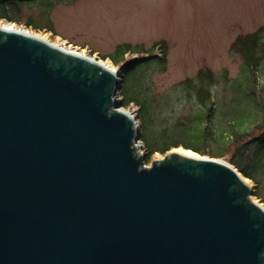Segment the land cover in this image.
Wrapping results in <instances>:
<instances>
[{"label": "water", "instance_id": "obj_1", "mask_svg": "<svg viewBox=\"0 0 264 264\" xmlns=\"http://www.w3.org/2000/svg\"><path fill=\"white\" fill-rule=\"evenodd\" d=\"M121 74L0 28V264H264L255 186L182 147L147 168Z\"/></svg>", "mask_w": 264, "mask_h": 264}, {"label": "rangeland", "instance_id": "obj_2", "mask_svg": "<svg viewBox=\"0 0 264 264\" xmlns=\"http://www.w3.org/2000/svg\"><path fill=\"white\" fill-rule=\"evenodd\" d=\"M47 2H50L48 6L22 7L17 11L19 19L45 25L46 30L27 29L44 33L53 43L71 45L84 51L88 57L107 56L119 45L139 46L147 52L155 47L153 54L161 57L164 48V65L141 67L128 84L131 90L142 91L155 103L157 111L151 134L156 135L162 127L174 125L197 113L200 106L196 97L197 88L186 82L196 79L200 72H210L215 76L212 90L218 120L226 114L238 115L236 111L246 107L239 102L237 95L238 85L245 82V61L232 50V46L238 38L264 28V0ZM95 61L98 62V59ZM107 62L111 64L109 60ZM123 79L122 70L119 77L121 84ZM259 81L264 82V65ZM115 100L121 102V96L118 94ZM122 110L134 116L137 114L133 104L122 107ZM261 127L264 129V119ZM257 128L253 129L254 136L259 133ZM139 147L138 153L146 155L141 141ZM172 149L165 154L156 152L150 155L145 166L151 168L159 157L165 158ZM221 160L230 163L229 156ZM249 182L255 186V199L264 206V180L260 185L251 180Z\"/></svg>", "mask_w": 264, "mask_h": 264}, {"label": "trees", "instance_id": "obj_3", "mask_svg": "<svg viewBox=\"0 0 264 264\" xmlns=\"http://www.w3.org/2000/svg\"><path fill=\"white\" fill-rule=\"evenodd\" d=\"M47 1L0 0V20L35 31L46 30L45 25L32 20L21 21L17 11L24 6H48L50 2ZM154 49L147 52L139 46L119 45L112 54L100 58L108 59L112 65L123 70L124 79L118 94L124 108L132 104L137 108V124L140 141L146 150V163L150 155L156 152L165 154L177 147L214 159L229 156L230 164L243 177L260 185L264 180V129L261 127L264 119V82L259 81L264 65V28L238 38L232 46V50L244 59L246 72L245 82L237 87L239 102L246 107L238 109V115L226 114L221 120L217 119L218 110L212 90L215 76L210 72H200L196 79L186 82L197 88L196 97L200 105L197 113L174 125L162 127L156 135L150 133L157 111L154 101L145 97L142 91L131 90L128 85L141 67L164 65L166 51L162 48V56L159 57L153 54ZM127 55L129 57L125 58ZM254 128L259 131L256 136L253 135ZM257 196L260 197L259 194Z\"/></svg>", "mask_w": 264, "mask_h": 264}, {"label": "bare ground", "instance_id": "obj_4", "mask_svg": "<svg viewBox=\"0 0 264 264\" xmlns=\"http://www.w3.org/2000/svg\"><path fill=\"white\" fill-rule=\"evenodd\" d=\"M0 28L7 30L9 32H15V33H20L22 35H26V36H31L33 38H35L38 41L43 42L44 44H46L50 49L56 50L59 53H62L64 55H67L69 57H73V58H77L80 60H85L87 62H96L94 57H88L84 51H79L77 48L72 47L71 45H67L63 42H57V43H53L51 42L48 37L44 34V33H36L34 31H31L29 29H25L23 27H17L14 25H8L4 22H0ZM97 64H99L101 66V68H110L113 70V68H111V64L109 62H107L106 60L104 61H98L96 62ZM129 121H131V117L128 116ZM175 152H181L180 150H173ZM183 154L185 155H191L190 152L186 151L183 152ZM164 159L159 157L158 161H163ZM248 185L250 186L251 183L247 182ZM251 205H256L255 207L258 208L263 214H264V206L262 204H260L257 200H254V203L251 202Z\"/></svg>", "mask_w": 264, "mask_h": 264}]
</instances>
